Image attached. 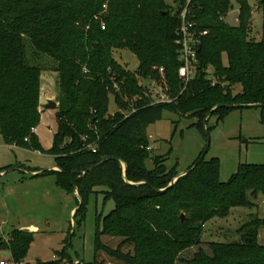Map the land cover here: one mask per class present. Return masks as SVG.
I'll use <instances>...</instances> for the list:
<instances>
[{
    "label": "trees",
    "instance_id": "obj_1",
    "mask_svg": "<svg viewBox=\"0 0 264 264\" xmlns=\"http://www.w3.org/2000/svg\"><path fill=\"white\" fill-rule=\"evenodd\" d=\"M236 2L237 24L230 26L224 22L232 10L230 0H0V136L6 146L44 153L32 133L40 119V75L57 73V131L47 151L57 171L27 178L51 176L58 189L76 193L80 204L73 218H79L78 223L89 197L103 189L105 201L111 200L114 208L97 220L95 252L110 261L177 264L182 253L199 244L206 222L225 218L233 208H252L248 195H264V165L241 164L222 183L219 160L205 161L202 155L168 188L178 175L165 169L164 158L150 157V144L143 138L164 112L193 116L204 132L203 121L211 111L210 117L221 120L232 111L227 106L264 104V0H259L258 43L248 38L247 1ZM185 8L194 32H206L199 39L195 75L186 83L178 77L175 44ZM101 11L105 14L98 18ZM113 50L135 55V73L114 61ZM152 66L163 69L164 94L171 103L154 104L139 84V79L152 76ZM110 95L118 110L112 116ZM253 109L260 111L264 126V107ZM105 157L117 161L99 165ZM148 160L152 170L145 167ZM140 183L144 185H129ZM259 229H264V220L255 219L241 228L239 242H211L209 253L199 249L191 259L180 261L264 264ZM102 236L121 241L110 248L101 242ZM32 241L33 233L12 231L7 242H0L9 256L4 259L21 264ZM66 259L63 251L61 261L48 264H65Z\"/></svg>",
    "mask_w": 264,
    "mask_h": 264
},
{
    "label": "rangeland",
    "instance_id": "obj_2",
    "mask_svg": "<svg viewBox=\"0 0 264 264\" xmlns=\"http://www.w3.org/2000/svg\"><path fill=\"white\" fill-rule=\"evenodd\" d=\"M237 0H230L232 10L224 18L227 25L235 26L238 16ZM251 11L248 38L258 43L262 37V10L259 0H246ZM175 9L172 3L165 7ZM105 12L101 11L98 18ZM69 42L65 40V44ZM114 61L125 71L135 73L138 60L128 50H113ZM212 71L209 70L208 74ZM146 80H138L152 97L158 100L165 88L164 76L160 75L156 66H152ZM58 75L45 71L40 75V94L45 105L51 100L57 104ZM164 85V87H163ZM163 87V88H162ZM113 97L109 96L108 113L117 112ZM57 108L42 110L39 107V124L36 127L43 154L6 146L0 136V242H7L14 230H23L29 225L37 227L33 233V241L21 264H48L61 261L65 251L71 264H93L94 261H110L102 252H95V232L97 220L103 218L114 208V203L105 201L103 189H97L91 195L86 206L83 220H74L75 212L80 204L77 194H67L55 186L54 178L44 177L40 181L19 186L13 184L21 178L28 177V170H52L53 159L47 155L52 147L53 137L57 131L55 115ZM207 133L198 127V120L193 116H178L164 112L162 120L146 128L143 138L149 142L150 157L165 159L163 165L167 171L174 170L179 176L189 171L208 146L205 161L218 159L220 162V182L225 183L236 173L241 164L264 165V126L260 124V111L248 108L232 110L221 120L212 116L207 122ZM208 141V143H207ZM20 166L24 169L19 168ZM123 166V165H122ZM148 170L153 169L150 160L145 162ZM8 168V169H7ZM26 169V170H25ZM124 170V166H123ZM39 173V172H38ZM252 208H233L225 218H214L202 227L199 244L185 251L177 264H182L193 257L199 249L209 253L211 242L235 243L241 240L240 230L255 219L264 220V195L256 198L248 195ZM72 211V212H71ZM71 213V214H70ZM184 216L183 213L179 215ZM185 220V216H184ZM76 223V225H75ZM29 232V231H27ZM121 240L102 236L101 242L116 248ZM257 243L264 245V229L257 231ZM125 248L124 251H131ZM0 249V262L4 259Z\"/></svg>",
    "mask_w": 264,
    "mask_h": 264
},
{
    "label": "built area",
    "instance_id": "obj_3",
    "mask_svg": "<svg viewBox=\"0 0 264 264\" xmlns=\"http://www.w3.org/2000/svg\"><path fill=\"white\" fill-rule=\"evenodd\" d=\"M187 14V9L185 8L180 15L181 25L177 31L178 38L175 42L178 48V62L180 63L177 73L179 79L185 83L190 81L195 75V65L197 64L196 54L199 45V39L206 35V32L199 33L198 35L194 32L193 25L186 21ZM235 21L237 22V19ZM101 29H103V27H101ZM158 72L160 75H162L163 69H158ZM165 90L166 89L163 88L162 96L158 100H155L154 104L172 102V100H170L169 97L164 94ZM32 133H36V128L32 130ZM147 150L150 151L151 148L149 147ZM0 264L12 263L8 262L6 259H3ZM75 264L79 263L75 262Z\"/></svg>",
    "mask_w": 264,
    "mask_h": 264
},
{
    "label": "water",
    "instance_id": "obj_4",
    "mask_svg": "<svg viewBox=\"0 0 264 264\" xmlns=\"http://www.w3.org/2000/svg\"><path fill=\"white\" fill-rule=\"evenodd\" d=\"M40 107L42 108V110H53V109L57 108V104H56L55 102L49 100V101L46 102L45 105H42V106H40ZM261 107H264V104H262V105H261V104H255V105H231V106H227V108H228V109H231V110H241V109H248V108H261ZM211 113H212V111L206 116V118H205L204 121H203V129H204L205 134L207 133V121H208V118L210 117ZM207 143H208V141H207ZM207 148H208V146H207ZM207 148H206V150L203 152L201 158H203L204 155L206 154ZM112 159H113V158H111V157H105V158H102V160H101V162H100L99 165H102V164L105 163L106 161H109V160H112ZM113 160L117 161L116 159H113ZM40 173H41V172L36 173V174H30V175H31V176H36V175H39ZM188 173H189V171L186 172V173H184V174H181V175L177 176V178H175V179L169 184L168 188L172 187V186L177 182V180H178L179 178L184 177V176L187 175ZM129 185H131V186H140V185H144V183H140V184H136V185L129 184ZM164 191H165V190H161V191H158V192H159V193H162V192H164ZM180 221H181V223H183V221H184V216H182V215L180 216ZM4 257L8 258L9 256H8L7 254H4Z\"/></svg>",
    "mask_w": 264,
    "mask_h": 264
},
{
    "label": "crops",
    "instance_id": "obj_5",
    "mask_svg": "<svg viewBox=\"0 0 264 264\" xmlns=\"http://www.w3.org/2000/svg\"><path fill=\"white\" fill-rule=\"evenodd\" d=\"M42 103V99H41V94H40V97H39V104L41 105ZM36 134V133H35ZM52 170L56 171V168H52ZM38 172H34V173H31V174H36ZM44 177L42 178H35V179H28L27 177H24V178H21L20 180H17V181H12L13 184H17L19 186H23V185H26V184H30V183H33V182H37V181H40L41 179H43ZM72 212V211H71ZM71 214V213H70ZM23 230H27L29 232H34V231H38L37 227L34 226V225H29L27 227H25V229ZM2 257H4V253H2L1 255ZM5 258V257H4Z\"/></svg>",
    "mask_w": 264,
    "mask_h": 264
}]
</instances>
